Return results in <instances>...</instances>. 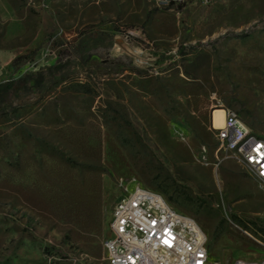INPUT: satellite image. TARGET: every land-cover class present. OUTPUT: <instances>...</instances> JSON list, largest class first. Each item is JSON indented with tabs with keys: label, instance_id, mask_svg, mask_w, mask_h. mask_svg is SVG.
<instances>
[{
	"label": "rangeland",
	"instance_id": "1",
	"mask_svg": "<svg viewBox=\"0 0 264 264\" xmlns=\"http://www.w3.org/2000/svg\"><path fill=\"white\" fill-rule=\"evenodd\" d=\"M0 53L25 80L0 104V264H108L134 185L212 260L264 259V190L208 130L224 107L264 139V0H0Z\"/></svg>",
	"mask_w": 264,
	"mask_h": 264
},
{
	"label": "built area",
	"instance_id": "2",
	"mask_svg": "<svg viewBox=\"0 0 264 264\" xmlns=\"http://www.w3.org/2000/svg\"><path fill=\"white\" fill-rule=\"evenodd\" d=\"M158 1L179 6L187 0ZM215 108L223 110V125L213 126L211 110L208 130L218 148H224V154L234 160L242 157L247 171L264 190V143H258V136L243 119L234 118L232 109ZM235 139H242L240 156L232 154ZM103 250L108 264H221L210 258L207 237L192 218L139 185L126 189L113 206ZM231 264H264V259H234Z\"/></svg>",
	"mask_w": 264,
	"mask_h": 264
},
{
	"label": "bare ground",
	"instance_id": "3",
	"mask_svg": "<svg viewBox=\"0 0 264 264\" xmlns=\"http://www.w3.org/2000/svg\"><path fill=\"white\" fill-rule=\"evenodd\" d=\"M211 110H212V122H213V126L215 128H221L222 125H223V110L222 109H219V108H212ZM233 116H234L235 119H240L239 116H238V114L235 111H233ZM258 143H264V139L258 137ZM222 150L224 152V148H222ZM241 150H242V139H235V141L233 142V146H232V154H233V156H240ZM235 161L239 165H241L244 168H246V170H247V165H245L242 162V157H235ZM153 197H157V200H161V202H163L165 204H169L167 202V200L161 194H159L156 191H153Z\"/></svg>",
	"mask_w": 264,
	"mask_h": 264
},
{
	"label": "trees",
	"instance_id": "4",
	"mask_svg": "<svg viewBox=\"0 0 264 264\" xmlns=\"http://www.w3.org/2000/svg\"><path fill=\"white\" fill-rule=\"evenodd\" d=\"M25 80L22 79L17 82L13 81H6L0 83V104H6L9 103L12 96H14L18 90V85H20V82H24Z\"/></svg>",
	"mask_w": 264,
	"mask_h": 264
},
{
	"label": "crops",
	"instance_id": "5",
	"mask_svg": "<svg viewBox=\"0 0 264 264\" xmlns=\"http://www.w3.org/2000/svg\"><path fill=\"white\" fill-rule=\"evenodd\" d=\"M11 60L6 54L0 53V74L10 64Z\"/></svg>",
	"mask_w": 264,
	"mask_h": 264
}]
</instances>
